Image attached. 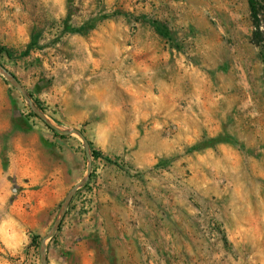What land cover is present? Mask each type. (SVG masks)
Returning <instances> with one entry per match:
<instances>
[{"label": "rangeland", "instance_id": "rangeland-1", "mask_svg": "<svg viewBox=\"0 0 264 264\" xmlns=\"http://www.w3.org/2000/svg\"><path fill=\"white\" fill-rule=\"evenodd\" d=\"M0 0V64L88 140L47 264H264V0ZM85 172L0 72V264Z\"/></svg>", "mask_w": 264, "mask_h": 264}, {"label": "water", "instance_id": "water-1", "mask_svg": "<svg viewBox=\"0 0 264 264\" xmlns=\"http://www.w3.org/2000/svg\"><path fill=\"white\" fill-rule=\"evenodd\" d=\"M0 72L9 80V82L14 86L21 96L25 99V101L28 103L31 110L34 112V114L44 122V124L50 128L52 131L59 133L60 135H75L79 138L85 155V172L83 176L77 181L74 185H72L69 190L66 192L62 203L59 207V210L55 216V219L49 228V230L42 236L40 240L39 245V254H40V264H47V255H46V247L48 240L54 235L56 230L58 229L65 212L67 210V207L73 198L76 191L82 187L90 178L91 170H92V153L90 150V146L88 143V140L84 136L82 132H80L78 129L75 128H66L61 127L52 121H50L42 112L41 110L33 103L30 96L24 89V87L17 81V79L14 77L12 73H10L8 70H6L1 64H0Z\"/></svg>", "mask_w": 264, "mask_h": 264}, {"label": "trees", "instance_id": "trees-1", "mask_svg": "<svg viewBox=\"0 0 264 264\" xmlns=\"http://www.w3.org/2000/svg\"><path fill=\"white\" fill-rule=\"evenodd\" d=\"M250 11H251V16H252V20H253V25L255 27L256 33H258L259 32L258 10H257V8H256V6L252 0H250ZM95 154H99V153L92 152V155H95Z\"/></svg>", "mask_w": 264, "mask_h": 264}]
</instances>
